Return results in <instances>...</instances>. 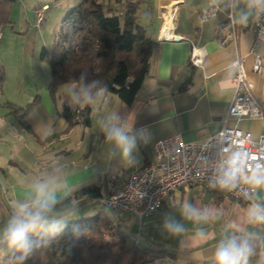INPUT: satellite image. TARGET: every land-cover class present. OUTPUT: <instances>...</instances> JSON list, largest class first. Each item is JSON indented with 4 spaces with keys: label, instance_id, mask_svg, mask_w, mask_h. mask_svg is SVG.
Instances as JSON below:
<instances>
[{
    "label": "crops",
    "instance_id": "crops-1",
    "mask_svg": "<svg viewBox=\"0 0 264 264\" xmlns=\"http://www.w3.org/2000/svg\"><path fill=\"white\" fill-rule=\"evenodd\" d=\"M213 2L222 5L226 0L151 1L152 10L143 13L141 22L149 28L157 44L151 54L148 75L130 103L105 92H99L90 103L74 102L67 87L74 83H63L52 93L49 88L51 75L43 74V88H37L38 100L25 118L31 130L21 126L18 119L5 117L2 123L8 121L6 124L16 133L13 136L6 131L5 124H0V145H3L0 186L6 187L5 194L0 195V235L20 204L32 206L39 198L37 184H47L46 192L54 201L86 187L100 185V197L82 198L71 208L45 215L49 221L59 220L60 224L92 216L108 208L105 198L123 185L132 171L156 160L153 144L157 139L180 133L184 141L203 142L216 133L234 97L236 68L233 63L238 56L244 59L255 94L264 106V44L259 47L263 61L259 72L253 68L254 56L250 51L254 9L248 7V0H234L237 33L234 38L235 29L225 11L205 22L194 12ZM175 4L179 11L175 26L178 38L159 40L162 12ZM242 10L248 13L246 23L240 22ZM193 46L205 49L203 66L190 63ZM29 94L32 96L33 92ZM87 104L91 107L90 122L80 121L67 129L64 108L69 107L78 114ZM239 125L251 131L254 138L264 135V118L243 119ZM111 127L135 136L136 146L130 158H125L115 142L107 138L105 129ZM15 137L18 143L14 150L10 140ZM193 184L173 190L142 223L126 211L115 210L112 215L108 214L130 233L137 227L135 239L141 246L165 251L145 264H217L218 247L233 238L246 240L250 245L252 252L247 264H264V223H252L248 219V210L254 204L235 201L222 190L205 189L201 185L202 189ZM188 192L208 201L204 211L208 209L212 217L211 235L199 236L187 228L180 234L170 235L166 229L165 204H169L167 209L173 208L170 202L176 204L177 198L184 202ZM255 199L264 206V188L256 189ZM214 203L217 206L212 208ZM10 248L13 247L7 243L0 244V254Z\"/></svg>",
    "mask_w": 264,
    "mask_h": 264
},
{
    "label": "trees",
    "instance_id": "trees-1",
    "mask_svg": "<svg viewBox=\"0 0 264 264\" xmlns=\"http://www.w3.org/2000/svg\"><path fill=\"white\" fill-rule=\"evenodd\" d=\"M16 1L0 0V26L12 24L11 11ZM151 1L81 0L70 8L55 36L54 47L51 51L44 47L41 52L51 69V92L63 83H74L78 92L87 88L93 99L99 92H105L132 102L148 75L151 54L157 44L141 22L143 13L152 10ZM5 77V67L0 63V94ZM93 83L95 86L91 87ZM7 106L19 124L31 130L25 118L32 104L27 109L13 103ZM90 112L88 104L78 114L65 107L67 129L80 121L88 124ZM100 196V185L86 187L55 201L45 215L71 208L82 198ZM28 240L30 250L23 259L20 257L24 253L13 247L9 260L1 264H145L165 253L141 246L105 211L29 234Z\"/></svg>",
    "mask_w": 264,
    "mask_h": 264
},
{
    "label": "built area",
    "instance_id": "built-area-1",
    "mask_svg": "<svg viewBox=\"0 0 264 264\" xmlns=\"http://www.w3.org/2000/svg\"><path fill=\"white\" fill-rule=\"evenodd\" d=\"M233 3L234 0H226L222 5L213 2L194 12L201 22H205L225 11L235 29ZM252 8L255 15L250 51L254 56L253 68L259 72L263 63L259 47L264 44V9L255 6ZM45 9L46 6H43L37 11V24L44 20ZM178 13L177 4L162 12L159 40L178 38L175 33ZM2 33L3 28L0 26V40ZM236 34L235 29L234 38ZM205 56L203 47L193 46L190 63L196 67L203 66ZM233 64L236 68L234 97L226 111L222 127L203 142L184 141L180 133L157 139L153 144L156 160L132 171L125 183L105 198L108 208L126 211L138 217L142 223L144 217L158 209L173 190L193 183L200 184L205 189L222 190L235 201L259 204L255 199L257 188H250L242 180L235 187H221L217 183L224 166L234 154H242L241 165L244 167L264 164V135L254 138L251 131L244 130L239 125L243 119L264 118V106L255 94L254 83L248 77L244 59L238 56Z\"/></svg>",
    "mask_w": 264,
    "mask_h": 264
},
{
    "label": "rangeland",
    "instance_id": "rangeland-1",
    "mask_svg": "<svg viewBox=\"0 0 264 264\" xmlns=\"http://www.w3.org/2000/svg\"><path fill=\"white\" fill-rule=\"evenodd\" d=\"M80 2L81 0H17L13 4L11 11L12 24L1 25L6 26L3 28L0 40V63L5 67L6 77L3 84L4 91L0 94V124L5 117H10V120L17 119L15 114L10 112L7 103L24 105H17L23 109H27L30 104L34 103V99L37 98V88H43L45 82L43 74L46 76L51 75L49 63L42 58L41 52L44 47L50 51L52 50L55 36L60 30L66 12ZM43 6H46L44 20L41 24H37V11ZM31 92H33L32 96L29 94ZM6 123H8L7 120L2 123L5 124L6 131L16 136L13 128ZM10 141L15 150L18 143L17 137ZM2 146L0 145V149H2ZM193 185L202 188L199 184ZM5 188V185L0 186V195L5 194ZM170 203L174 205L173 208L167 209L168 203L164 206V213L167 214L164 219L165 224L176 222L196 235L201 232L206 235L212 234V217L208 209L204 211L208 205V201L204 197L188 192L184 202L177 198L176 204H174V201ZM186 204L193 206L201 213H206V218L200 220L186 219L181 211ZM211 206L213 208L217 205L214 203ZM103 210L111 215L115 211L111 208H103ZM119 228L134 238L137 237V227L132 233L128 232L125 227ZM170 235H173V233L170 232ZM10 250L11 248L3 255L0 254V264L9 260Z\"/></svg>",
    "mask_w": 264,
    "mask_h": 264
},
{
    "label": "clouds",
    "instance_id": "clouds-1",
    "mask_svg": "<svg viewBox=\"0 0 264 264\" xmlns=\"http://www.w3.org/2000/svg\"><path fill=\"white\" fill-rule=\"evenodd\" d=\"M258 7L264 9V0H248V7ZM248 13L241 11V23H246ZM95 83L91 85L94 87ZM69 93L74 102L90 103L93 97L87 91V88H81L79 92L75 91L76 85L67 86ZM107 138L115 142L121 149L125 158H130L133 149L136 146L134 135H128L118 127L105 129ZM242 154H234L226 166H224L221 175L217 179V183L221 187H235L238 181L250 186L252 189L264 188V164H257L253 167H244L241 165ZM246 160V157H244ZM48 185L40 183L36 185V191L39 198L34 202L33 206L28 203L20 204L9 221L3 234L0 235V244L7 243L9 247H15L24 253L20 259H23L29 252V234L38 230L51 228L55 229L60 224L59 220L49 221L45 217V213L51 210V205L55 203L47 192ZM182 215L189 220L205 219L207 214L201 213L193 206L186 204L182 208ZM248 219L252 223H264V206L254 204L248 210ZM165 227L173 234H180L184 231L182 225L176 222H167ZM203 236V233H198ZM252 249L246 240L238 241L236 238L226 240L221 243L216 251L217 264H247L248 256Z\"/></svg>",
    "mask_w": 264,
    "mask_h": 264
}]
</instances>
